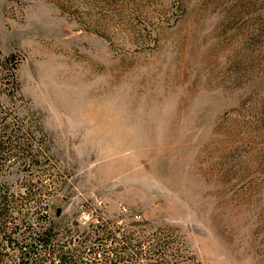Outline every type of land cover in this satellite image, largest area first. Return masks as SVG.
<instances>
[{
	"label": "rangeland",
	"instance_id": "obj_1",
	"mask_svg": "<svg viewBox=\"0 0 264 264\" xmlns=\"http://www.w3.org/2000/svg\"><path fill=\"white\" fill-rule=\"evenodd\" d=\"M0 50L49 154L4 180L56 227L264 264V0H0Z\"/></svg>",
	"mask_w": 264,
	"mask_h": 264
},
{
	"label": "trees",
	"instance_id": "obj_2",
	"mask_svg": "<svg viewBox=\"0 0 264 264\" xmlns=\"http://www.w3.org/2000/svg\"><path fill=\"white\" fill-rule=\"evenodd\" d=\"M17 61L14 52L0 50V264H190L169 234L140 240L132 232L118 233L100 214H91L89 229L79 231L76 221L58 228L48 201L40 202L29 187L23 195L4 180L13 165L30 170L41 156L49 158L40 148L44 140L37 122L13 104L19 97ZM23 199L34 205L24 210Z\"/></svg>",
	"mask_w": 264,
	"mask_h": 264
},
{
	"label": "built area",
	"instance_id": "obj_3",
	"mask_svg": "<svg viewBox=\"0 0 264 264\" xmlns=\"http://www.w3.org/2000/svg\"><path fill=\"white\" fill-rule=\"evenodd\" d=\"M99 203H100V201H99Z\"/></svg>",
	"mask_w": 264,
	"mask_h": 264
}]
</instances>
